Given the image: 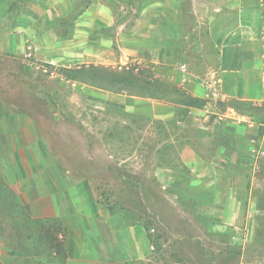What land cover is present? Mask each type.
<instances>
[{"label":"rangeland","instance_id":"374dc122","mask_svg":"<svg viewBox=\"0 0 264 264\" xmlns=\"http://www.w3.org/2000/svg\"><path fill=\"white\" fill-rule=\"evenodd\" d=\"M90 1L74 0L71 15ZM32 2L0 0V131L13 128L6 137L27 164L57 166L78 210L65 243L95 245L102 253L106 225L108 241L120 248L116 257L128 264H264V132L259 136L258 117L233 108L239 100L264 103V0H179L186 10L179 20L172 13L176 0H115L124 4L120 29L117 23L98 28L114 36L113 54L129 44L134 51L125 50V65L177 84L201 99L196 107L66 80L65 66L43 57L56 51L18 42L31 30L71 35L70 18H36ZM248 6L256 26L242 32L237 12ZM232 31L248 42L231 54L222 45ZM217 33H227L222 43ZM157 46L162 50L153 55ZM14 114L32 116L28 130L6 122ZM5 168L1 158L9 180ZM235 173L248 181L240 200L231 194ZM7 213L0 204V216ZM1 221L5 243L24 238L41 258L62 256L54 254L48 234L43 238L41 224Z\"/></svg>","mask_w":264,"mask_h":264},{"label":"crops","instance_id":"0c3cea01","mask_svg":"<svg viewBox=\"0 0 264 264\" xmlns=\"http://www.w3.org/2000/svg\"><path fill=\"white\" fill-rule=\"evenodd\" d=\"M176 1L178 2L173 3L172 13L173 18L179 20L182 16L181 14L185 13L186 10L181 6L179 0ZM29 6L36 11L34 13L36 14L34 15L36 18L44 14L49 15L50 18L54 16H61L64 19L70 18V26H72L70 36L61 38L54 30L45 29L40 33L31 30L27 39L22 37L18 38L20 44L23 43V41L28 43L31 42L36 51H56V55H51L49 57L46 55L43 56L49 63H61L66 68L79 66L83 63L86 65H96L98 63L102 65L108 64L107 66L112 65L113 67L119 65V67H121V65L127 63L129 58V53L127 51L129 50L131 53L134 51V48L127 44L125 49L127 51L122 48V52L113 54L112 46L114 36L109 32L101 31V29H106L116 23L118 24L115 25L116 29H120L119 27H121L122 23L117 21L121 17L118 11L121 12L124 6L123 3H115V0H91L82 8L78 9L73 16L71 14L75 10L74 0H37V2L29 4ZM227 7L230 6L228 5ZM241 11L243 12H237L239 26L243 27L242 32H247V30H245L246 28L256 26V16L254 17L255 9H251L248 6L247 8H242ZM157 20V14H155L151 19V25L155 26ZM113 32L115 35L119 34L117 30ZM120 34H122V32ZM228 36L229 37L222 45L225 47L228 45L227 49H222L227 50V53L232 54V52H239V45L248 42V40L238 41V38L241 36L239 31H232ZM226 37L227 33H222L221 35L220 33L215 34V38L221 43ZM234 43L236 44L234 45ZM18 46L21 47V45ZM253 47L251 52L257 50L255 45ZM248 49L250 50L249 45ZM161 50L162 48L157 46L153 51V55H156ZM10 119L12 122H17L18 124L24 123V127L19 126L23 131L28 130V125L31 124L33 120L32 116L26 114L22 116L17 114L8 116L6 122L10 123ZM12 129V127L8 128L5 126L4 131H0V159L2 158L5 160V171L6 174L10 176L9 180L7 177L6 182L19 196L29 216L32 218H59L67 226L70 219L76 220L75 216L78 210L59 180L58 174L56 173L58 169L57 166L51 162L45 165L35 166L24 162L20 151L12 148L9 139L6 137L7 131ZM13 157L15 160L14 165L11 163ZM13 171L17 174L16 177H13ZM247 183V178L244 175L238 173L232 175L231 194L234 199L240 200L246 196ZM73 224L74 225L71 223L72 226L70 224L69 226L74 228L76 224ZM67 229L69 230L70 228ZM108 230L106 225H103L100 230V238L105 242L101 244L102 253L104 252L103 255L96 249L97 247H95V245L86 246V244L78 242L77 245L74 246L73 253L66 257L64 264H128V260H121L116 257L120 248L119 245L112 244L108 241L110 239ZM71 231L73 232L72 228ZM78 231L79 234H83L79 227ZM75 237L78 238L79 236L75 235ZM4 245L5 242L0 236V264H53L45 261L41 257L18 253L14 251V249H6ZM80 246L89 248L84 251L83 249H78ZM133 251H135L136 259H139L141 250L136 249V246H134ZM131 261L134 262L133 260Z\"/></svg>","mask_w":264,"mask_h":264},{"label":"trees","instance_id":"16d2710c","mask_svg":"<svg viewBox=\"0 0 264 264\" xmlns=\"http://www.w3.org/2000/svg\"><path fill=\"white\" fill-rule=\"evenodd\" d=\"M60 24L64 21H60ZM62 32L59 31L57 35H61ZM66 35V34H65ZM61 35V37H66ZM62 76L66 80L76 81L81 84H87L94 88L109 90L114 93H129L136 95L152 98L155 100H163L171 103H176L180 105H185L188 107H196L200 105L201 99L190 95L186 91L182 90L177 84L168 81L161 80L158 78L150 77L145 74V70L141 67L134 65L129 67L127 65L121 66L119 68L106 65H94V64H81L72 68L62 67ZM233 108L239 109L243 115L258 117L259 119V136L263 135L264 132V114L262 110L264 108V103L261 105H253L249 101L239 100L233 102ZM0 204L7 207L9 213L5 216H0V236L6 237L4 231L6 229V224H3L1 219L5 222H9L14 218L20 220V224H41L45 227L43 238L46 240V234L49 235L48 240L54 243L53 252L55 255L62 252V256L54 261H45L53 264H64L66 257L72 254L74 251L73 243L71 240L65 243L64 238L68 233V227L61 221V223L56 219L47 218H32L26 212L23 203L21 202L19 196L9 187L6 180L3 178L2 171L0 169ZM12 218V219H11ZM47 222L50 225L46 228ZM67 227V228H66ZM55 232V233H54ZM60 234V238L54 235ZM15 243H10L7 241L4 245L6 249H14L18 253H25L39 257L37 249L32 251L31 248L25 247L23 242L24 238L14 241ZM66 244V247L62 248V243ZM69 244V245H68ZM38 248V247H37ZM40 258V257H39Z\"/></svg>","mask_w":264,"mask_h":264}]
</instances>
